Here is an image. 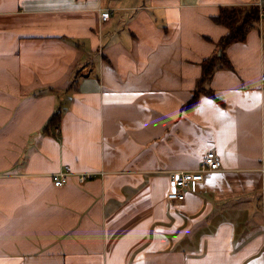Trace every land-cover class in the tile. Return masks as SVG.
<instances>
[{"label": "crops", "instance_id": "obj_1", "mask_svg": "<svg viewBox=\"0 0 264 264\" xmlns=\"http://www.w3.org/2000/svg\"><path fill=\"white\" fill-rule=\"evenodd\" d=\"M258 1L0 0V264H264V17L203 79Z\"/></svg>", "mask_w": 264, "mask_h": 264}, {"label": "built area", "instance_id": "obj_2", "mask_svg": "<svg viewBox=\"0 0 264 264\" xmlns=\"http://www.w3.org/2000/svg\"><path fill=\"white\" fill-rule=\"evenodd\" d=\"M259 6L260 18L264 17V3L259 0L255 3ZM110 12L102 13L103 21L109 17ZM261 82L264 85V73L261 76ZM222 166L221 157L214 150L207 151L201 161L200 166L195 170H176L173 171L170 177L169 189L167 191V201H182L185 199L186 190L196 189V184L202 181L207 172L220 170ZM74 174L68 169L57 171L52 174L54 185L61 186L69 180V177ZM80 181H86L92 177V173L78 174Z\"/></svg>", "mask_w": 264, "mask_h": 264}, {"label": "trees", "instance_id": "obj_3", "mask_svg": "<svg viewBox=\"0 0 264 264\" xmlns=\"http://www.w3.org/2000/svg\"><path fill=\"white\" fill-rule=\"evenodd\" d=\"M260 17L258 5H231L221 7L220 13L214 18L217 23L223 24L229 28V32L220 40L221 51L216 56L203 61V79L211 76L215 67V60L221 59L227 61L223 51L224 46L230 42L244 40L247 31L253 23ZM60 119V112L50 121L48 128H55L57 131V122ZM56 126V127H55Z\"/></svg>", "mask_w": 264, "mask_h": 264}, {"label": "rangeland", "instance_id": "obj_4", "mask_svg": "<svg viewBox=\"0 0 264 264\" xmlns=\"http://www.w3.org/2000/svg\"><path fill=\"white\" fill-rule=\"evenodd\" d=\"M255 5V4H254Z\"/></svg>", "mask_w": 264, "mask_h": 264}]
</instances>
